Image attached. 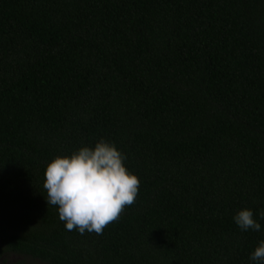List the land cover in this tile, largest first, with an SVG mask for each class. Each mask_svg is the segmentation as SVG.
Here are the masks:
<instances>
[{
  "label": "trees",
  "instance_id": "trees-1",
  "mask_svg": "<svg viewBox=\"0 0 264 264\" xmlns=\"http://www.w3.org/2000/svg\"><path fill=\"white\" fill-rule=\"evenodd\" d=\"M100 139L136 201L102 234L68 231L46 166ZM262 211L264 0H0V257L260 264Z\"/></svg>",
  "mask_w": 264,
  "mask_h": 264
},
{
  "label": "clouds",
  "instance_id": "clouds-1",
  "mask_svg": "<svg viewBox=\"0 0 264 264\" xmlns=\"http://www.w3.org/2000/svg\"><path fill=\"white\" fill-rule=\"evenodd\" d=\"M125 155L104 139L94 147L81 146L70 155H57L46 166L43 187L47 205L58 208L59 219L68 231L102 234L133 205L140 180L125 166ZM264 218V211L259 214ZM235 223L242 230H260L248 208L239 210ZM252 261L264 264V240L251 253Z\"/></svg>",
  "mask_w": 264,
  "mask_h": 264
},
{
  "label": "rangeland",
  "instance_id": "rangeland-1",
  "mask_svg": "<svg viewBox=\"0 0 264 264\" xmlns=\"http://www.w3.org/2000/svg\"><path fill=\"white\" fill-rule=\"evenodd\" d=\"M0 264H42L37 259L6 252L0 257Z\"/></svg>",
  "mask_w": 264,
  "mask_h": 264
}]
</instances>
